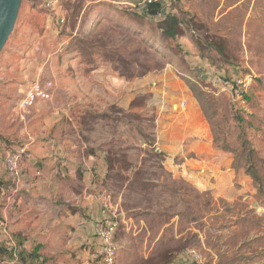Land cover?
I'll list each match as a JSON object with an SVG mask.
<instances>
[{"label": "rangeland", "instance_id": "374dc122", "mask_svg": "<svg viewBox=\"0 0 264 264\" xmlns=\"http://www.w3.org/2000/svg\"><path fill=\"white\" fill-rule=\"evenodd\" d=\"M137 1L60 0L56 16L34 0L0 60V96L10 79L30 75V87H55L34 104L37 127L58 113L79 133L106 129L90 153L105 160L100 188L119 213L116 264H171L192 249L211 264H264V0H171L173 18L157 20L130 4ZM58 17L65 22L53 34L48 19ZM103 66L137 78L131 113L85 111L83 78ZM234 79L244 81L236 100L222 86ZM186 92L213 147L177 154L156 143L157 118L172 110L167 96L182 102ZM19 104L27 118L32 106ZM76 257L63 264H81Z\"/></svg>", "mask_w": 264, "mask_h": 264}, {"label": "crops", "instance_id": "0c3cea01", "mask_svg": "<svg viewBox=\"0 0 264 264\" xmlns=\"http://www.w3.org/2000/svg\"><path fill=\"white\" fill-rule=\"evenodd\" d=\"M56 23L60 24L59 18L52 23L48 19L47 26L53 34L57 32ZM26 72L23 66V74ZM7 87V95L0 96V259L10 256L8 243L13 239L21 264L73 262L74 253L81 264H103L101 241L94 225L105 218L119 221V213L100 188L105 160L90 153V146L100 147L106 141L102 136L109 134L102 127L96 132L83 129L79 133L58 113L46 116L45 124L37 127L42 112L33 107L39 101L26 112L27 118L18 109L19 99L30 87V75L27 79H10ZM52 92L55 93V87ZM81 94L87 112L95 108L107 112L114 107L131 113L139 95L138 82L137 78H122L115 69L103 66L83 78ZM170 99L176 96L171 95ZM170 99L166 97V104L171 102L172 110L167 106L163 118H157L161 127L156 142L159 147L177 154L213 147L208 122L193 95L186 92L182 102ZM95 133L99 136L97 141L92 139ZM27 136L33 143L23 160L20 190L14 204L13 183L8 178L5 159L10 143L22 142ZM63 248L67 249L66 255H58ZM171 264L192 262L185 254Z\"/></svg>", "mask_w": 264, "mask_h": 264}, {"label": "built area", "instance_id": "2783aa9c", "mask_svg": "<svg viewBox=\"0 0 264 264\" xmlns=\"http://www.w3.org/2000/svg\"><path fill=\"white\" fill-rule=\"evenodd\" d=\"M156 0H138L130 2L137 8L142 14H148L150 6ZM163 5L162 11H159L156 15L157 19L163 18V12L169 11L172 6L171 0H159ZM174 1V0H173ZM60 6V0H45L44 7L52 10L54 15H58V8ZM60 23H64L65 19L58 17ZM224 90L231 94L234 100L244 96V81L242 79H234L232 81L225 80L222 82ZM52 83H44L36 80L32 83L31 87L26 92L25 96L20 100V109L25 111L33 106L39 100H47L52 96ZM244 99V97H243ZM242 99V100H243ZM185 104L182 103V107ZM33 141H28L20 145H12L8 151L5 159V166L8 178L13 183V197L20 190L22 172H23V160L28 153L29 147ZM119 223L115 218H105L97 220L94 225L95 234L101 241L100 257L103 264H116L118 254V244L116 241V234L118 231ZM10 256L8 258L0 259V264H21L18 245L15 240L10 239L8 243ZM188 256L192 264H211L205 257L204 253L199 249H192L188 251Z\"/></svg>", "mask_w": 264, "mask_h": 264}, {"label": "water", "instance_id": "95a60500", "mask_svg": "<svg viewBox=\"0 0 264 264\" xmlns=\"http://www.w3.org/2000/svg\"><path fill=\"white\" fill-rule=\"evenodd\" d=\"M34 3V0H0V60L20 26L22 14L30 13Z\"/></svg>", "mask_w": 264, "mask_h": 264}, {"label": "trees", "instance_id": "16d2710c", "mask_svg": "<svg viewBox=\"0 0 264 264\" xmlns=\"http://www.w3.org/2000/svg\"><path fill=\"white\" fill-rule=\"evenodd\" d=\"M162 9H163V5L161 4V2L159 1V0H156L151 6H150V8H149V13L148 14H142V15H145V16H147V17H149V18H152V19H156L157 20V17H156V15H157V13L159 12V11H162ZM170 11V10H169ZM169 11H165V12H163V18L165 19H167V18H169V17H172L173 18V16L171 15L172 13H170Z\"/></svg>", "mask_w": 264, "mask_h": 264}]
</instances>
